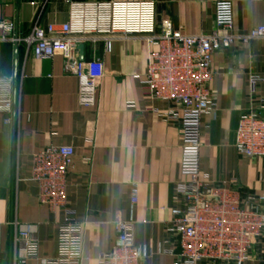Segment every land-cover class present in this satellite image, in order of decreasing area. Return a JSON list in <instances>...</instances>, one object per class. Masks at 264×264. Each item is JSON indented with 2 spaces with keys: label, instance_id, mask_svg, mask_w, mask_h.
Instances as JSON below:
<instances>
[{
  "label": "crops",
  "instance_id": "1",
  "mask_svg": "<svg viewBox=\"0 0 264 264\" xmlns=\"http://www.w3.org/2000/svg\"><path fill=\"white\" fill-rule=\"evenodd\" d=\"M74 1L154 2L157 33L169 21L193 36L213 32L220 0ZM230 1L236 35H248L264 25V0ZM39 13L43 26L64 23L69 18L68 0H0V22L14 25L10 33L0 28V76L12 77L15 91L12 122L6 123V115L0 113V264H14L15 255L25 257V243L15 244L21 230L39 241L40 260L27 264L58 256L65 213L41 204L32 180L33 155L51 145L75 148L67 203L84 224L82 264H99V258L112 251L118 220L134 221V243L147 256L143 264H174L180 248L168 226L172 209L181 205L176 185L183 179L182 133L159 115L168 103L152 99L141 88L148 64L145 37L93 35L81 44V60L100 58L105 66L98 104L82 107L78 79L66 71L61 54L38 59L24 42L9 40L26 37ZM212 68L217 107L202 117L201 173L226 181L229 187L236 178L241 191L262 193L264 159L240 155L235 137L239 119L250 105V76L264 79V39H238L223 46L214 54ZM259 96H264V81ZM135 183L139 197L133 204ZM263 255L264 247L254 249V257ZM245 264L258 263L254 258Z\"/></svg>",
  "mask_w": 264,
  "mask_h": 264
},
{
  "label": "built area",
  "instance_id": "2",
  "mask_svg": "<svg viewBox=\"0 0 264 264\" xmlns=\"http://www.w3.org/2000/svg\"><path fill=\"white\" fill-rule=\"evenodd\" d=\"M69 18L64 23H40L39 13L24 42L38 59L64 58L65 69L78 79V100L82 107L98 104L99 87L105 75L100 58L81 60L79 46L93 35L139 34L148 44V64L141 88L145 95L168 103L159 115L180 127L182 133L181 173L176 185V199L181 205L172 209L168 231L180 248L174 264H245L255 258L264 264V255L254 257L256 247H264V192H243L226 181H213L201 173L202 117L216 111L217 97L212 84L215 72L213 56L223 46L238 39L247 42L264 39V25L245 36L234 33V5L230 0L216 3L215 23L211 34L185 35L172 22H164L157 33L154 2H116L68 0ZM6 33L12 23L0 22ZM264 79L250 76L249 107L242 113L236 129L238 153L250 159H264V96L259 85ZM15 110L14 80L0 76V113L11 123ZM75 148L72 145L47 146L33 155L32 180L38 185V199L52 211L63 209L60 223L58 256L42 259V264H82L84 224L67 203L68 175L73 167ZM264 180V179H263ZM139 186L132 188L136 204ZM117 237L111 252L99 258V264H143L145 253L135 245L134 221L115 222ZM25 243V257L15 255L14 264L40 260L39 241L25 230L15 235V244ZM3 229L0 224V252ZM173 253V251L171 250ZM1 263V260H0Z\"/></svg>",
  "mask_w": 264,
  "mask_h": 264
},
{
  "label": "water",
  "instance_id": "3",
  "mask_svg": "<svg viewBox=\"0 0 264 264\" xmlns=\"http://www.w3.org/2000/svg\"><path fill=\"white\" fill-rule=\"evenodd\" d=\"M83 49H84V45H80V46H79V50H80L81 54H82V52H83ZM15 87H16V89H17V82L15 83Z\"/></svg>",
  "mask_w": 264,
  "mask_h": 264
}]
</instances>
